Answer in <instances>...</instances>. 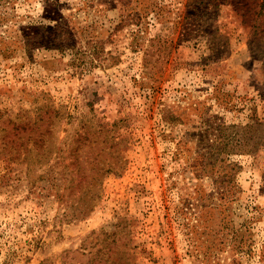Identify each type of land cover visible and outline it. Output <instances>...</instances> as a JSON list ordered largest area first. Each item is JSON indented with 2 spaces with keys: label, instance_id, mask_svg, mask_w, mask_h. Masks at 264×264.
Wrapping results in <instances>:
<instances>
[{
  "label": "rangeland",
  "instance_id": "1",
  "mask_svg": "<svg viewBox=\"0 0 264 264\" xmlns=\"http://www.w3.org/2000/svg\"><path fill=\"white\" fill-rule=\"evenodd\" d=\"M113 231L128 264H264V0H0V264Z\"/></svg>",
  "mask_w": 264,
  "mask_h": 264
},
{
  "label": "trees",
  "instance_id": "2",
  "mask_svg": "<svg viewBox=\"0 0 264 264\" xmlns=\"http://www.w3.org/2000/svg\"><path fill=\"white\" fill-rule=\"evenodd\" d=\"M33 33L35 34L34 36L35 38L44 37L43 35H41L43 32H41L40 30H36L35 32L33 31ZM26 36L29 37V34L27 33ZM57 39L58 40L63 39L64 42L68 40L64 37L55 38L54 40H57ZM217 140H219L218 136L215 137L212 143L207 144L206 146L207 148H204L205 154L207 153V151H209L206 149H209V148H214L216 155L225 151L223 144H221L222 140H219L220 143H217ZM216 148L218 151H216ZM208 155L206 157V160L202 163L204 170L211 169V168L214 169V167H216L218 163L216 161H219V165H220V167L217 168V170L221 172H223L225 168H228L230 166L231 168H234L236 166L235 163H230V164L223 163L224 160L219 157H216L214 161L210 162L208 161ZM224 175L229 176V174H226V173H224ZM223 177L214 180V185L216 188L217 195H220L223 199H228V198L233 199L235 192L239 189L238 183L236 182V180L231 179L232 178L231 175H230V179L223 178ZM116 233L117 231H113V232L105 234L103 241H102V247L97 249V251L93 252V254L90 257L91 264H102L103 259L105 261V264H128L129 249L124 248V246L118 242V240L116 239ZM114 253L118 255L117 258L114 257ZM104 254H106L107 256L105 258H102L104 257Z\"/></svg>",
  "mask_w": 264,
  "mask_h": 264
}]
</instances>
